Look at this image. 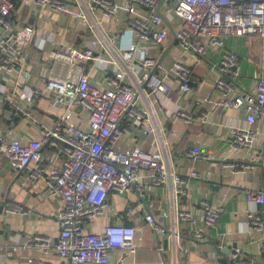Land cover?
I'll list each match as a JSON object with an SVG mask.
<instances>
[{
	"label": "built area",
	"instance_id": "1",
	"mask_svg": "<svg viewBox=\"0 0 264 264\" xmlns=\"http://www.w3.org/2000/svg\"><path fill=\"white\" fill-rule=\"evenodd\" d=\"M24 5L34 8L48 5L59 15L66 14L73 23L72 29L76 30V23H81L90 29L88 37L93 41L81 47L65 43L54 51L52 58L60 70L63 72L65 67L69 70L65 76H48L44 88L32 86L28 66L33 62L28 59L26 47L28 43L38 46L37 26L33 21L20 26L12 17L14 2L0 0V80L13 81L20 89V99L28 106L37 97L49 95L61 110L56 124L41 131L40 140L0 138V151L11 169L18 172L32 168L33 179L41 178L50 195L60 200L62 208L57 220L61 229L53 246L62 262L57 264H112L113 251L133 255L141 247L142 238L138 229L128 224L107 222L100 232L92 230L93 221L106 216L110 193L125 202L123 217H131L142 205L147 206L145 199L149 193L168 182L176 186L175 196L184 193L181 186L184 180L169 171L154 148L126 149L119 143L124 118L135 123L142 136L154 131L150 115L137 105L139 88H147L156 97H164L176 89L185 98L192 93L191 73L181 58L191 54L199 62L207 58L211 48L220 49V62L210 65L217 72L214 87L220 103L224 108L246 112V127L235 128L229 144L240 150L257 148L258 132L252 124L264 114V77L257 79L255 94L242 88L239 57L228 45L232 39L246 36L264 40V0H86L82 6L71 0H30ZM75 33L82 36L86 32ZM174 37L180 58L174 57L169 67L152 56V48L164 50ZM168 51L164 56H168ZM95 65H99L106 88L91 82L88 67ZM45 72L47 68L43 67L41 74ZM210 101L207 98L197 104ZM3 103L1 99L0 106ZM78 108L89 113L85 130L79 127ZM179 114L189 117L183 109H179ZM49 141L63 149L62 162L55 156L44 155L43 146ZM186 155L209 158L199 149ZM255 165L251 162L241 168L232 167L243 172ZM142 170L148 172L149 181L141 179ZM192 177L197 174L192 173ZM244 197L260 208L258 212L248 211V217L250 226L264 238V183L259 189L245 191ZM14 209L21 207L9 206L10 211ZM223 210L222 205L205 204L201 219L206 226L213 227ZM176 219L178 223L195 220L192 211L181 209ZM145 220L156 235L179 238L174 229L159 224L150 212L145 214ZM192 237L197 242L203 233L197 230ZM35 241L45 253L52 248L49 238L36 236Z\"/></svg>",
	"mask_w": 264,
	"mask_h": 264
},
{
	"label": "crops",
	"instance_id": "2",
	"mask_svg": "<svg viewBox=\"0 0 264 264\" xmlns=\"http://www.w3.org/2000/svg\"><path fill=\"white\" fill-rule=\"evenodd\" d=\"M12 1L15 5L12 17L17 23L24 27L28 21H33L37 26L38 46L28 43L26 53L33 62L28 66L31 85L44 88L48 76H65L69 70V67L67 71L66 67L63 72L60 70L52 58L53 52L65 43L76 47L83 43L90 45L93 41L88 37L90 29L79 22L76 30L72 29L70 18L66 14L59 15L48 5L34 8L24 5L30 0ZM71 2L82 6L86 0ZM84 30L85 35L75 33H84ZM173 42L174 39H170L164 50L152 48V56L162 59L169 67L174 57L180 58L179 47L175 46L176 41ZM255 43L260 44L258 50L252 49ZM172 44L174 48H171ZM229 44L228 49H233L239 57L242 88L255 94L257 79L264 77V40L246 36L232 39ZM166 51L168 56H164ZM221 58V50L217 48H211L207 58L199 62L191 54L181 58L191 73L192 93L186 94L185 98H181L176 89L164 97H156L147 88H139L137 105L150 115L153 132L142 136L135 123L127 118L121 121L120 145L126 149L134 146L154 148L167 163L169 171L184 180L181 185L184 193L175 196L176 186L171 182L159 186L145 199L147 206L142 205L131 217H123L125 202L110 193L106 216L93 221L92 230L100 232L107 222L128 224L135 226L142 238L141 247L133 255L123 250L113 251L112 264H230L231 259H235V264H264V238L250 226L248 217V211L258 212L260 208L249 204L244 197L245 191L259 189L264 183V114L252 124L258 132L255 150H240L229 144L234 129L246 127V112L224 108L220 103V95L214 87L217 72L210 65L220 62ZM43 67L47 68L44 75L41 74ZM98 68L99 65L88 67L91 82L106 88L108 85ZM168 79L173 82L172 77ZM134 90L137 91L135 87ZM19 94L20 89L13 81L0 80V100H4L0 106V138L17 137L25 142L40 140L41 131L56 124L61 115L60 107L49 95L37 97L28 106ZM207 98H211L210 103L197 104ZM179 109L185 110L189 117L181 116ZM76 111L79 112V127L87 129L89 113L80 108ZM195 149L209 158L194 159L186 155ZM42 150L47 157L55 156L58 162L65 159L63 149L53 141L46 143ZM251 162L256 163L255 167L243 172L232 167L241 168ZM192 173L197 177H192ZM31 174L30 167L18 172L11 169L10 162L0 151V264L62 262L53 246L61 229L57 213L62 204L58 197L50 195L41 178L33 179ZM141 176L144 181L150 180L145 170L141 171ZM205 204L223 206L220 219L213 227L206 226L201 219ZM10 205L19 206L21 210L10 211ZM178 209L192 211L194 222L178 223ZM149 212L159 224L174 229L179 238L156 235L152 225L145 220V214ZM197 230L203 233V238L195 242L192 234ZM36 236L52 241V248L47 253L36 245Z\"/></svg>",
	"mask_w": 264,
	"mask_h": 264
},
{
	"label": "rangeland",
	"instance_id": "3",
	"mask_svg": "<svg viewBox=\"0 0 264 264\" xmlns=\"http://www.w3.org/2000/svg\"><path fill=\"white\" fill-rule=\"evenodd\" d=\"M237 40V38H235ZM260 46V44H252V49L254 50H258V47Z\"/></svg>",
	"mask_w": 264,
	"mask_h": 264
},
{
	"label": "water",
	"instance_id": "4",
	"mask_svg": "<svg viewBox=\"0 0 264 264\" xmlns=\"http://www.w3.org/2000/svg\"><path fill=\"white\" fill-rule=\"evenodd\" d=\"M175 40H176V37H174V42H175ZM174 42H173V44H174ZM173 44H172V45H173ZM230 264H235V259H231V260H230Z\"/></svg>",
	"mask_w": 264,
	"mask_h": 264
}]
</instances>
